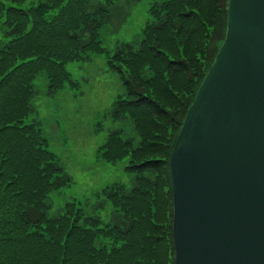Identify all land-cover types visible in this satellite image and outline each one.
Here are the masks:
<instances>
[{"label": "trees", "instance_id": "obj_1", "mask_svg": "<svg viewBox=\"0 0 264 264\" xmlns=\"http://www.w3.org/2000/svg\"><path fill=\"white\" fill-rule=\"evenodd\" d=\"M137 1L0 0V264H174L169 158L224 38L228 0H143L140 32L106 50L101 31ZM103 52L126 88L110 118L133 131L110 130L97 157L125 158L133 182L101 189L92 209L66 202L51 216L49 193L71 180L27 119L31 99L43 79L49 95L75 85L65 65Z\"/></svg>", "mask_w": 264, "mask_h": 264}, {"label": "water", "instance_id": "obj_2", "mask_svg": "<svg viewBox=\"0 0 264 264\" xmlns=\"http://www.w3.org/2000/svg\"><path fill=\"white\" fill-rule=\"evenodd\" d=\"M169 172L174 264H264V0H228Z\"/></svg>", "mask_w": 264, "mask_h": 264}, {"label": "rangeland", "instance_id": "obj_3", "mask_svg": "<svg viewBox=\"0 0 264 264\" xmlns=\"http://www.w3.org/2000/svg\"><path fill=\"white\" fill-rule=\"evenodd\" d=\"M148 5L143 0L128 4L124 19H116L114 28L101 31L106 50L112 51L115 44L130 41L140 32ZM64 68L75 85L66 84L49 95L44 79L39 78L36 84L39 86L43 79V87L36 89L31 99L33 114L27 118L39 125L49 150L71 180L68 186L49 193L51 216L57 215L66 202H88L92 209L90 204L101 189L117 183L128 190L134 177L125 169V158L110 164L97 157V149L110 130L121 129L126 135L133 131L129 119L116 123L110 118L113 102L126 91L123 73L109 65L105 52L89 54ZM108 209L106 204L97 211L105 219Z\"/></svg>", "mask_w": 264, "mask_h": 264}]
</instances>
